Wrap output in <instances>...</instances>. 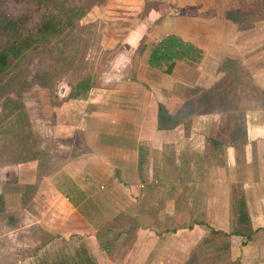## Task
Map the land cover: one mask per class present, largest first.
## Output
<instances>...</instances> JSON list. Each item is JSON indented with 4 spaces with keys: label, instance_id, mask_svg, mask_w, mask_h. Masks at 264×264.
<instances>
[{
    "label": "crops",
    "instance_id": "crops-1",
    "mask_svg": "<svg viewBox=\"0 0 264 264\" xmlns=\"http://www.w3.org/2000/svg\"><path fill=\"white\" fill-rule=\"evenodd\" d=\"M171 2L174 13L165 16L156 28H150L151 32L148 34L147 41H151L155 47L164 37L174 35L184 42L191 43L201 52V58L193 64L198 74L200 71L201 74L194 78L195 80H189L186 78L187 75H182L179 79V77L176 78L177 69H175L173 74L162 75L159 83L153 84L158 87L153 90L155 94L146 88L137 87L135 88L137 91L133 89V93L138 98L131 97L125 88L121 87L107 95H101L103 97L98 101L90 97L95 91L93 89L88 91L82 108H75L80 105L77 103L82 102L78 100L80 97H77V100H69V103L66 102L64 109L58 112L57 122L49 133L53 135L50 136V140L53 139L54 152L50 154L48 164L49 170L53 171L46 174L39 167L34 166L33 168L6 169L4 173L0 172L2 175L0 216L5 210L11 209L12 212L7 218L9 226H14L0 231L1 249H12V245L7 244V241L13 233L19 232L18 226L23 225L27 226V229L50 233L55 241L81 238L86 243L83 247L85 252L83 250L81 252L85 255V259L89 258L95 264H176V262L185 264L195 252L199 251V248L195 247L197 243L190 246L192 236L188 233L194 230V227L203 228L215 223L216 219L211 217V214L207 222L190 220V226L184 221L185 219L189 221L187 216L183 217L182 224L179 222L180 225L176 228H164L163 232H154L157 230L153 220L155 216H158L155 213L162 203H165L164 217L167 218H171L179 211L185 212L187 209L184 202L182 203L183 198H186L185 193L181 199L171 198L170 189L174 188L173 185L162 186L165 182L159 173L158 163L164 159V155L166 162L170 155V159L180 157L184 163L181 167L179 164L175 165L179 167L176 169L181 171L180 175L175 174L176 182L184 184L183 190H188L187 193L190 192L191 195L194 188L190 186L191 180L188 184L185 183V177L190 174L189 147L192 146L195 149L193 145L198 143L205 147L207 137L204 131L200 136V132L195 130L194 132H199L198 135L193 134L191 137L187 135L181 140L179 137L173 138L172 136L179 130H193L192 123L189 126L188 121L187 123L181 119L180 124L171 129L159 128L155 104L159 102L173 115L186 112L181 99H177V96L172 94L166 95L171 92L176 80L195 82L194 85L202 89L217 83L221 81L223 74L208 76L202 74L207 75L206 68L222 58L231 59L227 64L235 66L241 64L243 69L250 71L251 63L260 59V52H264L262 42L264 38L252 34L257 24L253 26L255 29L252 26L248 27L251 28L248 34L246 33L248 30L242 27L244 26L242 22L237 23L229 19L231 11H239L240 6L237 5V0H172ZM155 14L160 15L159 12ZM261 26L263 25L257 28ZM135 29L143 32L142 35L146 33L145 28ZM142 35L137 40H132V44L126 42L129 50L139 44ZM235 60L237 62H233ZM145 69L147 70L146 67ZM216 72H218L217 68ZM149 78L154 80L155 77L143 74L135 79L143 81L142 79ZM235 80L244 81L245 87L248 83L257 87L262 97L259 102L260 107L244 111L245 117L250 118L247 122L244 119V147L249 149L248 147H253L254 144L264 145V68L240 75ZM245 91V96L248 97V89ZM115 93L118 94L117 97L114 96ZM111 98H114L113 103H107V100ZM151 104L155 105V109H150ZM150 115H154L153 118ZM200 123L197 121L195 127L200 126ZM254 127L257 128L255 133L252 131ZM193 136H197L196 141ZM236 149L235 143L228 144L225 149L226 159H231ZM198 154L200 152L197 149ZM247 159L246 151V161ZM196 174L200 175L198 168L197 171L195 168V176ZM173 175L170 172L168 176ZM196 180L199 181V179ZM220 182V180L215 182V191L220 190ZM164 188L171 192H169L170 198H166L165 201L158 197L162 194L161 189ZM257 189L260 190V188ZM261 189L264 192V188ZM31 190L32 193H30ZM99 197H102L101 202ZM244 200L254 233L245 245H241V238L230 237L231 243L227 250L230 253V264H264V205L257 208L259 212L256 217L251 212L250 200L246 196ZM227 202L229 204L219 200L214 208L221 209L222 215L224 209L227 211L224 213V218L226 221L230 219L228 231L231 232L234 221L231 197ZM141 204L143 207L139 208ZM131 208L134 211L137 209L141 211L142 208L145 211L150 209L151 213L147 218L140 217L139 221L136 219L132 228L115 231L111 225L117 223L118 216L122 212V214L127 213L128 210L131 211ZM14 210H18L22 215V221L19 224H17ZM137 213L135 211L134 215ZM160 213L163 214V211L159 210ZM197 215L200 216L198 212ZM219 217L222 218L220 215ZM47 218H49L48 221ZM164 220L166 219L161 218V221ZM108 225L111 226L109 230L103 232V228ZM210 227L212 228L211 225ZM132 230L133 233L130 232ZM215 231L226 230L219 228ZM182 235L183 237H180ZM95 246L96 249H94ZM45 248L44 243L38 245L37 253L33 254L32 258L39 256L40 251L45 252L47 250ZM78 252L79 250L75 251V257L80 255ZM28 258H30L29 255H25L21 261L17 262L25 264ZM3 264L16 263L11 260Z\"/></svg>",
    "mask_w": 264,
    "mask_h": 264
},
{
    "label": "rangeland",
    "instance_id": "rangeland-1",
    "mask_svg": "<svg viewBox=\"0 0 264 264\" xmlns=\"http://www.w3.org/2000/svg\"><path fill=\"white\" fill-rule=\"evenodd\" d=\"M171 1L100 0V3L91 6L85 15L77 19L73 28L64 30L56 36L44 37L35 48L27 51L19 60L13 62L7 72L0 77V172L4 173L6 169L33 168L34 166L39 167L46 174L52 172L53 170H49L48 158L54 152L53 139L50 140V136L53 135H49V133L57 122L56 116L61 109H64L66 102L77 100V97H80L78 100L82 102L77 103L80 105L75 106V108L84 107L87 93L92 89L95 93H92L90 97L97 101L102 99L103 96L101 95H107V93L121 87H124L131 97L138 98L133 93V89L137 91L135 89L137 87L139 89L146 88L155 94L153 90L158 87L153 86V84L159 83L162 75L173 74L175 69H177L176 78L181 79L182 75H187L186 78L189 80H195L194 78H197L201 71L198 74L195 65H189L187 61H176L170 74L165 73V68L155 69L147 64L150 51L154 48L153 43L147 41L148 34L151 32L150 28H156L162 23L165 16L174 13ZM254 3L255 0H237V5L240 6L239 11H231L232 15L230 13L229 15L237 23L246 20L244 23L242 22L244 25L242 27L248 30L246 32L248 34L251 29L248 28L249 26L254 28V24L255 26L257 24V27L263 25L259 28L255 27L256 29L254 28L255 31L252 34L264 38V18L263 21H259L244 17L246 13L257 14L260 11L264 17V0H260L259 5ZM157 12H159V16L155 14ZM247 19L253 20V22L251 23ZM135 28H145L146 33L142 35L143 32L139 29L137 31ZM141 35L139 44L129 50L126 42L132 44V40H137ZM262 42L264 44V40ZM259 55L260 59L258 58L251 63L250 71L244 69L248 74L264 68V52H260ZM229 60L231 59L222 58V60L206 68L205 73L207 75L202 74L208 76L221 73L223 74L221 81L202 89L195 86V82H189V84L176 80L171 92L169 94L165 92L166 95H175L177 99L183 101L186 112L179 113L178 116L180 119L188 121L189 126L192 123L193 127V130H179L172 137H179L181 140L182 137L198 135L199 132L201 136L204 131L207 144L205 147L199 143L193 145L195 149L192 146L189 147L188 170L190 174L185 177V183L188 184L191 180L190 186L194 187H191L193 188L191 195L190 192L187 193L188 190H183L184 184L176 182L177 176L175 174L180 175L181 173L176 168L181 167L184 163L180 157L170 159V155L167 158L168 162H166L164 155V159L158 163L159 173L165 182L162 186L172 184L174 187L170 189L172 193L167 188L161 189L162 194L158 197L161 200L163 198V201L166 198L169 199L170 196L181 199L185 193L186 198H183L182 203L184 202L187 209L185 212L179 211L173 214L171 218H167L164 217L165 203H162L159 210H162L163 214H159L158 210L155 213L158 216H155L153 220L157 230L154 232H163L164 228H176L182 224L183 217L186 216L189 221L187 219L184 221L189 226L192 219L207 222L211 214L217 223L210 224L213 229L210 225L203 228L194 227V230L188 233L192 236L190 246L197 243L195 247L197 246L196 248L202 250L200 264H230L229 251L215 256L203 245V241L209 238H212V241H209L210 243L207 245L213 244L212 248L223 246L224 243H231V236L229 238L210 236L209 229L219 230V228H223L226 230L222 231L223 233L227 232L228 234L230 232L228 231L230 219L228 218L226 221L224 218V213L227 211L224 209L222 215L221 209L214 208V205H218L219 200L224 204H229L227 201L230 200V197L232 200L235 195L246 196L252 204V210L251 208L250 210L256 217L259 212L257 208L264 205V192L261 189L264 188V145L254 144L253 147L249 146V149L244 147V119L246 122L250 119L245 117L244 111L249 108L257 109L260 107L259 102L262 97L257 87L250 83L245 87L244 81L235 80L236 77L245 74V71L241 64L237 66L227 64ZM233 62H237V60ZM216 68L218 72L215 73ZM236 68L237 70H235ZM143 74L154 75L155 78L154 80L142 79L143 81L135 79L138 75L143 76ZM245 89H248V97L245 96ZM115 94L114 96L117 97L118 94ZM113 100L114 98H111L107 100V103H113ZM151 108L155 109V105L151 104ZM197 114L200 115L195 116ZM150 116L153 118L154 115ZM197 121L201 122V125L195 127ZM255 129L257 128H252L254 133ZM195 130L199 132H194ZM52 131L54 132V130ZM232 131H236L235 134ZM196 138L197 136H193L194 141L197 140ZM213 139L221 142L218 149L212 145L211 140ZM230 143H235L237 147L232 156L234 159H226L225 156L227 153L225 149ZM197 149L200 152L198 155ZM246 151L248 152L247 161ZM176 164H179V167H176ZM195 168L196 171L197 168L199 169L200 175L197 176L196 174L195 176ZM174 169H176L175 172ZM170 172L174 175L168 176ZM1 176L0 174V179H2ZM218 180L221 181V188L215 191V182ZM232 182L236 183L231 184ZM45 194H47V190ZM99 199L101 202L102 197ZM138 207L143 206L141 204ZM135 211L138 212L137 215H134ZM135 211L131 208V211L128 210L127 213L122 214V212L118 216L117 223L111 226L114 227L115 231H123L129 227L132 228L131 226L136 219L139 221L140 217L147 218L151 213L150 209L145 211L143 208L141 211L140 209ZM10 212H12L11 209L5 210L0 216L1 232L13 226H9L7 218ZM197 212L200 216L197 215ZM14 213L17 216L15 217L17 224L21 223L22 215L18 210H14ZM161 218L166 220L161 221ZM46 220L48 221L49 218ZM220 221L222 222L220 223ZM179 222L181 223L179 224ZM111 226H106L102 231L109 230L108 228ZM18 227L19 232L13 233L7 241V244L12 245V249L0 248V264L11 260L18 264L17 261H21L25 255L30 257L25 260V264H73L75 262L76 264H93L91 259H85V255L81 252L82 250L85 252L83 247L86 245L81 238L55 241L54 238H51L50 233L27 229V226L23 225ZM130 232L133 233V230ZM42 243L46 245L45 249L47 250L45 252L40 251L39 256L36 255L32 258L33 254L37 253V246ZM158 244L160 245V242ZM76 250H79L80 255L75 257ZM75 258L77 259L75 260Z\"/></svg>",
    "mask_w": 264,
    "mask_h": 264
},
{
    "label": "trees",
    "instance_id": "trees-1",
    "mask_svg": "<svg viewBox=\"0 0 264 264\" xmlns=\"http://www.w3.org/2000/svg\"><path fill=\"white\" fill-rule=\"evenodd\" d=\"M259 1L255 0L254 4L259 5ZM98 3L100 0H0V77L7 72L13 62L19 60L27 51L35 48L41 39L59 35L62 31L73 28L77 19L85 15L91 6ZM231 15L228 16L229 19L236 22L234 18L230 17ZM244 17L259 21H263L264 18L261 11L257 14L246 13ZM253 20L249 21L252 23ZM244 21L242 22L244 23ZM200 58V50L191 43L169 35L150 51L147 64L155 69L165 68V73L170 74L176 61H187L193 65ZM155 105L159 128L171 129L180 124L181 119L178 115L170 114L160 103ZM211 143L215 149L221 146V142L217 139L211 140ZM231 207L234 218L231 232L227 234L209 229L210 236L213 238L239 237L241 245H245L251 239L254 231L251 227L244 197L233 196ZM209 241H212V238L204 240L203 245L215 256H218V252L223 253L229 249L228 243L212 248L213 244L207 245L210 243ZM201 251L199 249L198 252H195L185 264H200L202 261Z\"/></svg>",
    "mask_w": 264,
    "mask_h": 264
}]
</instances>
